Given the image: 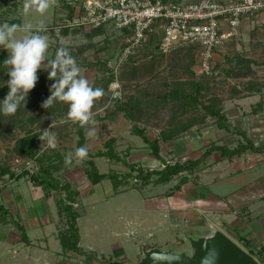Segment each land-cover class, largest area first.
Wrapping results in <instances>:
<instances>
[{
  "label": "rangeland",
  "instance_id": "obj_1",
  "mask_svg": "<svg viewBox=\"0 0 264 264\" xmlns=\"http://www.w3.org/2000/svg\"><path fill=\"white\" fill-rule=\"evenodd\" d=\"M185 3L187 2L181 4ZM254 19L256 18L252 15L250 19L246 20L251 25L249 27L256 26L254 23H251ZM105 26L111 27L112 31H110V34L115 32L121 35L120 31L114 29L112 26ZM259 31L252 30L251 33L247 34V29L239 27L237 34L226 40L225 44L215 51L217 56L214 52V71H216V74L206 77V80L203 82L202 85L206 89L200 90L199 98L201 102L205 104L213 102L216 106L223 108V104L226 102L225 100L234 93V87L237 86L238 83L232 85L226 80V69L229 66V58L238 55L242 57L249 56L248 58L253 59L254 62L252 64L253 72L251 75H248V78L252 81L254 79L255 81L258 80L259 77H264V31ZM189 47L190 46H188V48ZM196 71L198 74H196ZM202 75L199 69V56H196V53L190 48L180 52H173L167 56H162L151 50H140L136 52L129 57L116 72L113 71V80L109 88L104 90V96L100 98L102 101L105 100V103L109 96H116L118 100L127 105L138 101V103H140L138 104L139 107L132 111L133 120L127 119L122 112L114 110L118 102L117 104L114 102L111 103L109 107L107 103L102 106L103 102H101L100 105L98 104L96 106L102 107L98 108L99 110L97 113H93L94 119L97 122L95 125L97 130L96 137L92 140L86 139L83 147L86 146L88 152L94 155L97 151L105 150L104 142L107 139L114 138L115 142L113 146L115 151L120 156L127 157L129 162L142 165L145 170L162 168V164L149 155V151L142 140L138 136L132 135V125L135 124L139 127H143L147 135L153 139L157 137L160 131L174 127L177 124L194 120L195 118L202 119L204 116V122L212 124L213 122L211 121L213 120L206 117L204 110L199 104L193 107L190 103L183 104L182 100L172 97H163L164 94L175 87H178L181 93H195L197 88L192 84V81L201 79ZM52 82L54 83V81ZM115 83H117V85H114ZM243 85L244 84H240L241 87ZM107 93L110 95L107 96ZM237 94L239 93H234L233 95L235 96ZM113 101H115V99ZM148 101L152 102V106L149 107L145 104V102ZM42 103L37 109H33V111L24 114L26 117V115H31L33 113L34 117L38 118L34 125H26L23 123V125L19 124L13 130L9 131L8 123L10 120L1 124V165L5 164L13 167V169H22L24 167H29V169L36 168L35 163L32 161H27L25 162L26 164L22 163L20 165L21 159L17 158L11 150L15 137L18 135L21 136L24 132L30 130L36 133L38 132L39 134L45 129L53 131L52 129L59 127V130H57L58 133H56L58 139L57 147L53 149L48 148L46 145L42 146L43 141L39 139V148L35 150L38 155L45 151L52 155L57 154V156L64 161L65 154L74 152L75 149H77V134L74 132L75 128L72 126L73 123L67 119V114L62 118L56 119V115L47 113V109L41 107ZM60 103L66 105L63 102ZM111 109L113 111L110 112L109 115V110L111 111ZM56 120H60L61 123H66V126L57 125ZM52 124L54 127H51ZM213 130H210L211 133L208 132L207 134L205 131L202 132V134L200 133L201 139L197 138L193 142V147L195 149L194 155L189 157H201L204 151H206L207 140L216 141L215 138L219 136L221 132H218L217 129ZM233 137V141L231 138L227 139L222 137L220 143L228 146L235 145L239 142L240 137L237 135H233ZM160 149L162 158L166 160L170 159L173 151H168L163 143ZM213 153L212 156L202 158V164H200L201 167L198 171L205 170L204 173H211L213 170L222 171V168L228 165V161L220 163L216 160V158H218V153ZM174 157L177 156H172V159ZM186 158L188 157H181V160H185ZM93 161L100 173H108L111 171L125 173L128 171L127 167L121 162L108 161L102 157H94ZM15 165H19V167ZM63 165L62 170L54 175L59 177L62 183L65 181L71 182L74 188L80 192L78 195V203H73L72 205L73 209L80 214L77 228L79 229L80 245L83 250H92L99 258L104 256L105 258H111L110 260L123 264H132L135 262L134 255L138 252L136 244L133 243V236L139 239L146 237L150 238L151 236H147V234L152 233L153 237L150 238L149 241L151 244L156 243L157 245H163L166 241L170 243L178 242V239L172 234V226L168 225L169 216L164 215L163 211L148 212L145 208L143 196L151 197L164 190H175L172 187L181 182L182 175L188 173H182L174 177L168 183L156 182V175H153L146 185H141L140 181H133L130 179L127 184H121L117 191L114 190L109 178H104L98 183L92 184L85 174V162L82 166L73 164L72 166L66 167L65 164ZM219 173L217 174L218 183L225 184V182H223V173ZM191 178H193V175H188L187 180H191ZM208 179H210V175L206 177V180ZM1 180L0 178V181ZM30 182L26 180L25 177L20 179L24 196L22 199L23 204L27 207V214L32 218L34 217V221L38 224L34 229L32 228L33 230L29 229V231L26 232V236L33 243L29 246L25 244L19 245V251H15L14 253H10L9 251L6 252L7 254H15L14 260H18L16 264H32V261L25 260L23 257L25 255L22 254L27 252L34 257V250L40 251V253L43 252L46 257L49 253L60 252L58 260L67 261L68 256H66V253L63 251V243L66 240L67 242L69 241L66 230L68 228L67 218L60 207V211L58 212L54 198V196H56L58 199H63L65 194L63 192L60 194L54 190L51 192L49 189L34 186L33 183ZM59 204H61L60 201H58V205ZM22 216L23 214L19 215L20 218ZM189 216L196 217L192 214ZM16 217L18 218L17 215ZM200 217L202 218L201 223L205 227L202 226L201 223H196L193 228L202 231L204 228H207V222L210 220L212 221L215 215L202 214ZM137 224L139 226H137ZM223 230L228 235L232 234L226 227H224ZM244 247L248 249L246 246ZM252 250L256 252L255 249L249 251ZM253 256H255L257 260L264 262V254L257 256V254L254 253ZM81 257V261L86 259L85 256ZM12 259L13 257L11 255H5L3 245L0 244V264H5V261H9L7 264H10ZM46 259L48 260V258ZM38 262L39 261L34 264H38Z\"/></svg>",
  "mask_w": 264,
  "mask_h": 264
},
{
  "label": "crops",
  "instance_id": "obj_2",
  "mask_svg": "<svg viewBox=\"0 0 264 264\" xmlns=\"http://www.w3.org/2000/svg\"><path fill=\"white\" fill-rule=\"evenodd\" d=\"M165 1L191 3L192 1L196 2L198 0ZM22 5L23 0H0V23L20 24L25 22V18L21 17L20 15ZM79 15L80 12L77 8L68 5L65 0H59V6L49 10V12L44 17H40L35 13H30L29 17L26 19L27 21L33 23L37 21H42L45 23L47 31L43 34L47 35L49 38V59L54 57V52L57 50V48H67L70 53L74 54L77 63L81 67V75L86 77L93 87L100 88L101 84L104 82L102 79V68L104 66L109 68L108 65H114L116 63L117 57L122 49L123 40L120 34L115 32L110 34V31L112 30L109 26L94 29L77 24V21H79ZM251 17L252 16L243 17L240 27H242V29H247V34L251 33L252 30H256L257 32L259 30L264 31V11L256 14V19L251 21V23L256 25L255 27H249L251 25L248 21H246ZM153 28H155V26H153ZM155 30L157 29L155 28L154 31ZM158 38V31L147 35V38L139 51L151 50L154 53L167 56L173 52H180L190 48L194 53H196V56H199L200 61V49L198 46L180 48L170 52L167 55L159 53L157 50V43L159 40ZM0 50L4 49L0 48ZM215 55L217 56L216 52ZM246 57L248 58L249 56ZM44 63L46 64L47 61ZM45 71L46 70L42 68L41 70H38L37 74L45 73ZM111 71L113 72L112 69ZM196 74H198L197 71ZM226 80L232 85L238 83L236 88L240 90L238 92L235 91L234 88V93L239 94L234 96L233 93L225 100V104H223V111L228 117L230 125L235 129L245 130L247 136L250 137L255 143L263 141L264 77H259L258 80L255 81L253 79L256 87L258 88L260 86L258 88L259 90L257 88L256 90L248 88L247 81H250V78L248 77L240 78L238 80L234 78H226ZM239 83L244 85L241 87ZM107 95L110 94L107 93ZM106 103L109 107V97L105 103L103 101L102 106H104ZM102 106H97L93 110V113H97L99 110L98 108ZM114 110H116V107ZM112 111V109L111 111L109 110V115ZM192 127L188 129L184 135L175 137L172 140L163 143L164 147H167L168 151H173H171L173 154H171L170 158H172L174 155L179 157V159L184 156L192 158L189 156L194 155L195 149L193 147V142L197 138L201 139L200 133L202 134L206 128V134L213 129H217L218 132H221V134L218 133L219 136L215 138L216 141L207 140L206 146L212 142L215 144H223L220 143L222 137L227 139L231 138L233 141V135H236L232 132H226L224 130L218 129L214 122L212 124H207V122L195 124ZM241 139L242 138L240 137V140ZM235 145L229 147H233ZM214 152L218 153V158H216V160H218L220 163L228 161V165H225L222 168V171L213 170L211 173H204L205 170H197L194 174H192L193 178H191V180L180 182L178 184V189L173 191L164 190L163 192L154 194L151 197L143 196L145 208L148 210V212L163 211L164 215L169 216L168 225L172 226V234H174L176 238V230L180 226L187 227L189 233L202 232L209 227L216 226L225 234H227L223 230V228L226 227V229L232 233L231 235H227L241 247L246 249L244 247L246 246L249 250H258L259 248L264 247V152L254 153L248 151L241 154L240 156L225 159H221L218 151ZM213 154L214 153H211L209 156H212ZM219 172L223 173V182H225V184L218 183L217 174ZM205 175L206 177L210 175V179L206 180ZM22 178L24 177L11 180L4 178L2 179L3 184L0 182V204L7 211L8 215L5 220L0 219V240H2L0 241V244L3 245V251L5 252V255H11L13 257L12 261H10V264H16L18 263V260H14L15 254H7L6 251L14 253L15 251H19V245L25 244L29 246L32 244L33 242L26 236V232L29 231V229L33 230L34 227L38 225L34 221L35 218H32L29 216V214H27V207H25L23 204L22 199L24 196L20 183V179ZM69 183L71 184V188L75 189L73 184L71 182ZM227 184L231 185L228 186ZM51 192H53V190H51ZM55 192L61 194L59 191ZM79 193L80 192L78 191V195ZM78 197L79 196H77V203ZM54 198L56 203L55 205L57 206L55 207L58 208L59 212L60 210L58 201H64V198L58 199L56 196H54ZM20 214H23L21 218L19 217ZM190 214L196 217H191L189 216ZM202 214L215 215V218L212 221L210 220L207 222V228H204V230H195L193 227L196 225V223H201L202 218L200 216ZM79 217L80 214L76 219V226ZM137 226L139 225L137 224ZM147 236H151L150 238L153 237L152 233H148ZM150 238L146 237L139 239L136 236H133V243L136 244L138 249V252L134 255L135 262L137 261L138 255L140 253V247L136 240H144L147 247L163 246L170 243L166 241L163 245H157L156 243L151 244L149 241ZM177 243H180V241L178 240ZM78 246L81 248L82 252H76L63 246V251L66 253V256H68L67 261L58 260L60 257V252L49 253V255L46 257L43 252L40 253V251L34 250V257H32L30 253L27 252H25L26 254L23 253L22 255H25L23 256L25 260H31L32 264L36 263L37 261H39L38 264H102L103 260L111 259L105 258L104 256L99 258L92 250H83L80 245V234ZM248 249H246V251L250 253L251 251ZM251 255L253 256V254ZM81 256H85L86 259L81 261ZM253 257L255 258V256ZM46 258H48V260ZM257 261L259 263L261 262V264H264V262L261 260ZM8 262L9 261H5L4 263L7 264Z\"/></svg>",
  "mask_w": 264,
  "mask_h": 264
},
{
  "label": "trees",
  "instance_id": "obj_3",
  "mask_svg": "<svg viewBox=\"0 0 264 264\" xmlns=\"http://www.w3.org/2000/svg\"><path fill=\"white\" fill-rule=\"evenodd\" d=\"M252 16V15H248ZM234 37V36H233ZM56 52V51H55ZM54 52V53H55ZM73 56L74 54L71 53ZM8 57V53L5 50H0V83L7 81L9 77L7 76L6 68L3 65L4 60ZM229 66L226 69V76L227 78H234L240 79L248 77L253 72V59L242 57L240 55L236 57H232L228 59ZM264 62V61H263ZM103 75V84L100 86L103 90L106 88L108 89L109 84L113 80V72L107 66L102 68ZM38 80L36 82L35 87L29 92L27 97V103L25 107H21L17 113L12 117H4L0 115V126L5 123V121H9V131L13 130L17 125L23 123L34 125L38 118L34 117V114L26 115L27 112L33 111V109H37L39 105L44 102L50 95V87L53 84L52 81L48 79V71L45 73L37 74ZM206 75H202L201 79L196 81H192V84L195 85L197 90L195 93H181L178 87L168 91L166 94L163 95L164 98L172 97L175 99L182 100L183 104H191V106H198L204 110L206 117L211 118L214 120L213 122L216 124L218 129L224 130L226 132H232L242 139L233 147H229L225 144H215L210 143L206 146V151L202 154L199 158H186L185 160H181L177 158H170L164 159L160 155V147L162 143H166L172 140L175 137L181 136L187 132L195 124L204 123V116L201 118H195L194 120H190L181 124H177L174 127L169 129H164L160 131L157 137L151 139L145 129L143 127H139L135 124L132 125L131 133L132 135L138 136L142 142L144 143L145 147L149 151V155L154 157L155 160L159 161L162 164V168L160 169H148L142 165H138L134 162H129L127 157L120 156L114 149V138H109L104 142L105 150L97 151L94 155H91L88 152L89 158L85 161L86 169L85 174L90 179L92 184L98 183L100 180L104 178H109L112 182L114 190H117L121 184H127L130 179L133 181H140L141 185H146L149 183L153 175H156V182L159 183H167L172 180L174 177L179 176L180 174H184L181 176V182L186 181L188 179V175H192L195 173L200 164H202V158L209 156L214 151H218L221 159L225 158H233L235 156H240L245 152H254V153H263L264 152V140L255 143L250 137L247 136L245 130L235 129L233 128L228 120V117L223 111L222 107L216 106L213 102L205 104L200 101V90L206 89L203 87V82L206 80ZM199 78V77H198ZM251 81V80H250ZM249 80L247 81L248 88L256 90V84ZM55 82V81H54ZM260 87V86H259ZM258 87V88H259ZM235 91H240L239 89L234 87ZM257 88V89H258ZM259 90V89H258ZM9 89L7 88L6 84L0 87V101H3L5 96L7 95ZM105 92V91H104ZM107 95V94H106ZM108 96V95H107ZM115 99V101H113ZM215 100V99H214ZM105 101V100H103ZM102 100H98L93 108V110L97 107L96 105H100ZM116 103V111L122 112L127 119L133 120V110L138 108V101L134 103H129V105L123 103L122 101L118 100L116 96H109V106L111 103ZM129 102V101H128ZM151 101L145 102L147 106H152ZM142 106V105H141ZM142 108V107H140ZM47 113H51L56 115V119L62 118L68 112V105H62L60 102H55L54 105L46 110ZM25 117V118H24ZM57 125L66 126V123H61L60 120H56ZM75 128L74 132L77 134V141L76 147H83L84 142L86 141L85 136V129L81 128L79 124H72ZM55 133H58L59 127L52 129ZM38 132H34L32 130L24 132L23 135H18L14 139V144L12 147V152L14 155L21 159L23 162L32 161L35 163V167L33 169H29V167H24L16 172L11 166H7L5 164H0V178L1 179H19L21 177H25L27 180L31 181L34 186H40L45 189L55 190L59 192H63L65 194L64 201H60L59 204L60 209L64 212L65 217L67 218V236L69 237V241L67 240L63 243V245L73 251L82 252L81 248L78 246L79 241V234L78 228L76 226V219L78 218V212L73 209V203L77 204V196L78 191L76 189L71 188V184L69 182H61V179L55 176V173H59L62 168L64 161L57 156V154L52 155L51 153H46L43 151L41 154H37L35 150L39 148V135ZM94 157H102L107 159L108 161L113 162H121L124 164L128 171L125 173H119L117 171H111L108 173H100L93 161ZM32 168V167H30ZM2 182V180L0 181ZM3 183V182H2ZM1 184V183H0ZM179 183L174 185V189L179 188ZM7 212L4 207L0 204V219L5 220L7 217ZM84 253V252H83ZM257 254L260 256L264 254V247L259 248L254 252L253 250L250 254Z\"/></svg>",
  "mask_w": 264,
  "mask_h": 264
},
{
  "label": "built area",
  "instance_id": "obj_4",
  "mask_svg": "<svg viewBox=\"0 0 264 264\" xmlns=\"http://www.w3.org/2000/svg\"><path fill=\"white\" fill-rule=\"evenodd\" d=\"M65 1L80 12L77 24L94 29L110 25L120 31L121 52L116 63L108 65L114 72L139 51L147 35L158 31L159 53L167 55L180 48L198 46L200 72L212 76L216 74L215 50L237 34L243 17L264 11V0H198L185 4L165 0ZM22 163L25 162L20 160Z\"/></svg>",
  "mask_w": 264,
  "mask_h": 264
},
{
  "label": "clouds",
  "instance_id": "obj_5",
  "mask_svg": "<svg viewBox=\"0 0 264 264\" xmlns=\"http://www.w3.org/2000/svg\"><path fill=\"white\" fill-rule=\"evenodd\" d=\"M58 6L59 0H23L20 15L25 18V22L0 23V48L8 53L3 65L9 77L0 83V87L6 84L9 89L3 101H0V115L12 117L21 107H25L28 94L38 80L37 72L43 68L48 71V79L55 82L49 89L51 95L41 107L48 109L55 102L67 104V119L85 129L86 139L92 140L97 131L93 108L104 96V90L93 87L81 75V67L67 48H57L54 57L49 59V38L43 34L47 31L45 23H33L26 19L30 13L44 17L49 10ZM39 139L43 141L42 146L53 149L57 147L58 139L54 131L43 130ZM87 158L88 148L79 147L65 154L64 164L66 167L73 164L82 166Z\"/></svg>",
  "mask_w": 264,
  "mask_h": 264
},
{
  "label": "water",
  "instance_id": "obj_6",
  "mask_svg": "<svg viewBox=\"0 0 264 264\" xmlns=\"http://www.w3.org/2000/svg\"><path fill=\"white\" fill-rule=\"evenodd\" d=\"M176 233L180 241L177 244L147 247L144 240H136L140 253L132 264H259L256 258L216 226L193 233L180 226ZM102 264L123 263L103 260Z\"/></svg>",
  "mask_w": 264,
  "mask_h": 264
}]
</instances>
